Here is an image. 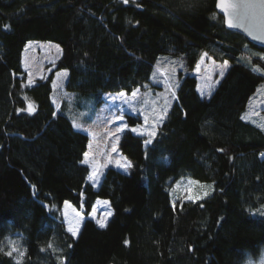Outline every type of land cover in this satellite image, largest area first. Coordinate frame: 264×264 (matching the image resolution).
Instances as JSON below:
<instances>
[{
	"label": "trees",
	"instance_id": "trees-1",
	"mask_svg": "<svg viewBox=\"0 0 264 264\" xmlns=\"http://www.w3.org/2000/svg\"><path fill=\"white\" fill-rule=\"evenodd\" d=\"M216 1L0 0V264L260 259L264 131L242 117L264 82V49L228 30ZM30 41L62 48L47 65L54 67L50 75L34 85L23 68ZM204 53L229 65L212 94L202 96L197 77L187 74L150 144L124 134L120 149L133 161L131 173L111 167L95 188L82 162L90 137L73 126L67 102L52 101L56 72L68 70L67 91L98 96L100 104L106 93L148 83L161 55L194 69ZM126 117L130 125L142 122L139 114ZM185 181L212 188L173 205ZM99 198L110 201L114 216L104 228L87 218L74 237L63 220L65 202L89 216ZM9 241L22 258L5 255Z\"/></svg>",
	"mask_w": 264,
	"mask_h": 264
},
{
	"label": "rangeland",
	"instance_id": "rangeland-1",
	"mask_svg": "<svg viewBox=\"0 0 264 264\" xmlns=\"http://www.w3.org/2000/svg\"><path fill=\"white\" fill-rule=\"evenodd\" d=\"M61 54L62 48L55 42H28L23 53V68L28 73V84L34 85L37 80L47 78L54 68H47V65L55 63ZM202 57L203 62H201ZM202 57L197 64L199 66L197 70V66L194 69L188 68L185 60L181 57L161 55L155 63L150 81L143 87L137 88L139 93L136 98H132L133 91L106 93L102 96L100 104L97 103L98 96L83 97L77 93L67 91L68 70L61 69L56 72L52 101L55 106L61 105L64 101L67 102L66 112L79 125L76 128L90 137L86 151L89 162L86 165L91 169L90 175H92L94 168L96 170L98 182L90 181L95 188L100 186L105 172L111 167L126 174L131 173L134 167L133 161L120 149L124 134L131 131L132 128L151 129L153 126H155L157 134L159 126L166 120L173 107L176 93L187 74L197 77L198 91L200 94L201 92L204 93L202 96H209V92L210 95L212 94L224 76H221L220 72L223 70L225 74L229 65L224 68V63L214 61L209 55L206 57L202 55ZM120 93H124L125 96L120 97ZM127 114L141 115L142 122L137 125L128 124ZM246 114L247 118L245 120L252 124L258 127L264 124V82L249 100L243 117ZM160 116H163V120L157 122ZM90 117H92V121L89 122L87 119ZM145 117H147V123H145ZM125 124L127 125L126 128H124ZM120 128H124V130L118 131ZM262 130L264 131V129ZM132 133L141 135L139 132ZM141 136H144L145 140L149 139L146 135ZM117 137H119L118 140ZM113 147H115V151H113ZM124 158L131 162L132 167L125 169L120 166L125 163ZM209 187L212 188L210 183L185 181L176 186L172 203L177 205L182 199H199L209 192ZM104 201H107L108 204H104ZM94 207L96 209L95 217L91 215L92 211L89 216H85L70 202H67V207L64 204L62 214L67 229L70 225L76 227L77 223L79 224V232L75 236L76 238L79 236L87 218L94 220L96 223L97 220H104L107 226L114 216L113 208L108 199L99 198ZM109 211L112 213L111 216L106 215ZM76 213L80 215L77 216ZM249 264H264V251L258 261H252Z\"/></svg>",
	"mask_w": 264,
	"mask_h": 264
},
{
	"label": "snow or ice",
	"instance_id": "snow-or-ice-1",
	"mask_svg": "<svg viewBox=\"0 0 264 264\" xmlns=\"http://www.w3.org/2000/svg\"><path fill=\"white\" fill-rule=\"evenodd\" d=\"M125 4L128 3V0H123ZM217 7L220 8L225 15L227 16V24L228 27L230 28H243L244 31L248 33V35L253 36L254 39H264V0H241L239 3H232L229 2V0H219ZM236 20L234 23L233 20ZM204 57L207 56V53L203 54ZM261 59H264V57H261ZM203 62V57L202 61ZM183 66V65H181ZM228 62H224V68H227ZM199 66H197L198 70ZM254 71H258L259 69H253ZM220 75L223 76L224 72L223 70L220 72ZM31 83V81H30ZM139 93V90H135L132 92V98H136ZM210 95V92L208 93ZM120 97H124V93L119 94ZM201 95H204L203 92H201ZM28 111H34V108L32 105H29ZM165 115H166V110H165ZM247 118V114L242 117V119ZM163 116H160L158 118V121H162ZM145 123H147V117H145ZM73 126L74 127H79V125L76 124L75 121H73ZM127 125H124V128H126ZM262 129H264V124L259 125ZM124 128L118 129V131H123ZM132 132H139L141 135H146L149 137V139L145 140L144 143L145 145H148L152 142V138L155 137L156 131H155V126H153L151 129H137V128H132ZM119 137H117V140ZM113 151H115V147H113ZM264 155V154H262ZM125 163L123 165H120L121 167L127 169L132 167V164L130 161H127V158H124ZM83 163L87 164L89 162V157L88 153L84 154V160L82 161ZM90 181L98 182V177L96 174V170L94 168L92 175L88 177ZM104 204H108L107 201L103 202ZM65 207H67V202H65ZM96 214V209L95 207L92 209L91 215L95 217ZM77 216H79V213H76ZM107 216H111L112 213L109 211L106 213ZM97 223L101 228L106 227V222L104 220H97ZM68 231L72 233V235L75 237L77 236L79 232V224L77 223L76 227H72L71 225L68 228ZM127 243V241H125ZM10 244V250L5 253V255L12 257L13 253H17L19 257H23L25 252L21 251L15 246V243L12 241H9ZM49 248H52V245H48ZM43 250V249H42ZM0 251H3L2 248H0ZM26 251V250H25ZM61 261V264H64V259L63 257L59 258ZM16 264H20V260H16Z\"/></svg>",
	"mask_w": 264,
	"mask_h": 264
},
{
	"label": "water",
	"instance_id": "water-1",
	"mask_svg": "<svg viewBox=\"0 0 264 264\" xmlns=\"http://www.w3.org/2000/svg\"><path fill=\"white\" fill-rule=\"evenodd\" d=\"M218 2H219V0L216 1V10L221 16H223L224 22H225V27L230 31H233V32H236V33L243 35L244 37H246L248 39V41L251 44H253V45H255L261 49H264V39H254L253 36L248 35V33L246 31H244L243 28H230V27H228L227 16L225 15V13L220 8L217 7ZM229 2L239 3V2H241V0H229ZM233 22L235 23L236 20L234 19Z\"/></svg>",
	"mask_w": 264,
	"mask_h": 264
},
{
	"label": "crops",
	"instance_id": "crops-1",
	"mask_svg": "<svg viewBox=\"0 0 264 264\" xmlns=\"http://www.w3.org/2000/svg\"><path fill=\"white\" fill-rule=\"evenodd\" d=\"M60 106V105H59Z\"/></svg>",
	"mask_w": 264,
	"mask_h": 264
}]
</instances>
